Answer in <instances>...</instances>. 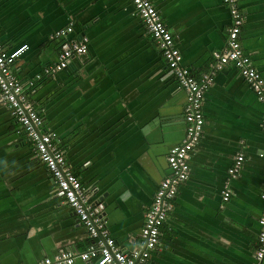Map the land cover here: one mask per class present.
Masks as SVG:
<instances>
[{
  "label": "crops",
  "instance_id": "obj_1",
  "mask_svg": "<svg viewBox=\"0 0 264 264\" xmlns=\"http://www.w3.org/2000/svg\"><path fill=\"white\" fill-rule=\"evenodd\" d=\"M152 1L184 66L212 80L189 176L145 264H253L264 207V102L234 65L215 67L230 8L224 0ZM236 2L242 47L264 76V0ZM82 35L87 52L50 73ZM24 44L11 72L42 116L41 130L55 134L117 245L142 248L146 214L171 173L168 154L186 135L187 94L156 39L132 0H0V48ZM238 153L245 162L233 178ZM75 216L0 92V263L39 264L64 249L86 250L93 240Z\"/></svg>",
  "mask_w": 264,
  "mask_h": 264
},
{
  "label": "built area",
  "instance_id": "obj_2",
  "mask_svg": "<svg viewBox=\"0 0 264 264\" xmlns=\"http://www.w3.org/2000/svg\"><path fill=\"white\" fill-rule=\"evenodd\" d=\"M132 2L146 29L156 39L168 67L187 94L184 115L186 135L183 141L174 145L168 154L171 173L160 182L150 209L146 214V220L142 228L144 239L142 248L126 251L117 245L115 239L109 235L102 216L98 215L91 207L89 193L81 179L71 170L64 150L57 144L55 134L41 130L42 116L33 108L27 93L11 72V64L27 48V45L24 44L11 51L0 48L1 97L21 125L27 138L33 142L40 160L46 164L51 172L57 188L73 209L75 217L87 228L93 240V243L86 250L64 249L55 257H44L39 264H74L76 259L95 264H109L112 262L118 264H145L151 251L160 242L161 228L166 220L171 201L176 197L180 185L189 176L188 157L202 135L204 126L202 99L212 78L209 74H203L200 79H197L191 70L184 66L182 54L175 43L174 36L162 20L152 0H132ZM224 2L230 8L231 23L227 29L226 48L222 52L215 53L217 59L215 67L222 69L227 64L234 65L258 98L264 102V76L254 66L251 57L244 51L240 41L244 17L236 0H224ZM72 30L73 28L69 26L56 31L55 35L61 36L72 32ZM87 50L88 38L82 35L59 52L57 63L51 66L48 71L56 73L66 68L72 56L85 53ZM262 128L264 132V123ZM244 162L245 156L243 153H238L229 169L231 177L234 178L239 174ZM229 196L230 192L226 190L224 199L227 200ZM260 196L264 202V187ZM258 221L260 231L256 241L253 264H262L264 261V207Z\"/></svg>",
  "mask_w": 264,
  "mask_h": 264
},
{
  "label": "trees",
  "instance_id": "obj_3",
  "mask_svg": "<svg viewBox=\"0 0 264 264\" xmlns=\"http://www.w3.org/2000/svg\"><path fill=\"white\" fill-rule=\"evenodd\" d=\"M25 92L27 93L28 91H27V90H25ZM27 95H28V93H27Z\"/></svg>",
  "mask_w": 264,
  "mask_h": 264
}]
</instances>
